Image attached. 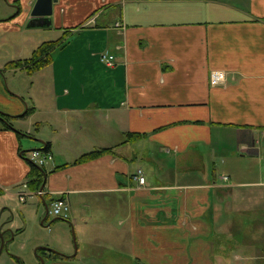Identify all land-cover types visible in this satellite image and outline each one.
<instances>
[{
  "label": "crops",
  "instance_id": "0c3cea01",
  "mask_svg": "<svg viewBox=\"0 0 264 264\" xmlns=\"http://www.w3.org/2000/svg\"><path fill=\"white\" fill-rule=\"evenodd\" d=\"M35 2L0 0V190L48 145L30 196L65 198L76 239L49 264H264V0H55L27 27ZM56 33L47 65L6 67Z\"/></svg>",
  "mask_w": 264,
  "mask_h": 264
},
{
  "label": "rangeland",
  "instance_id": "374dc122",
  "mask_svg": "<svg viewBox=\"0 0 264 264\" xmlns=\"http://www.w3.org/2000/svg\"><path fill=\"white\" fill-rule=\"evenodd\" d=\"M5 9L6 12H9L14 8L8 6ZM15 11L16 7L12 13ZM58 35L56 33L55 36H51L50 40L57 39ZM29 45L25 42L23 50H21L23 58L29 57L31 54ZM16 51L14 57H17L19 48ZM58 52V50L55 51L54 55ZM24 76L22 83L25 87H29L30 77ZM30 153L31 151L26 152L28 158ZM34 200L35 198L31 196L26 197L25 201H21L17 195L0 194V241L3 239L0 264H40L41 262L49 264L50 256L53 254L45 248L48 247L62 253L53 248L54 246H50V241L57 243L61 240L62 226H65V232L69 236L68 240L73 243V251H75L74 227L63 225L67 222L66 219L56 218V215L51 212L45 218L43 204L36 211V205L33 204Z\"/></svg>",
  "mask_w": 264,
  "mask_h": 264
},
{
  "label": "trees",
  "instance_id": "16d2710c",
  "mask_svg": "<svg viewBox=\"0 0 264 264\" xmlns=\"http://www.w3.org/2000/svg\"><path fill=\"white\" fill-rule=\"evenodd\" d=\"M65 43L63 42V38L59 37L55 40H49L44 41L40 43L32 52L31 56L24 59H16L13 61H10L6 63V67L8 68H24L27 72H32L41 69L45 65H47L51 60V51L56 47H63ZM4 115V114H3ZM8 115L4 116V118H1L5 124L11 127V124L9 123ZM6 127V126H5ZM20 134V132L18 133ZM141 137L138 133H129L127 135V138L124 142L133 141L137 138ZM49 147L48 145L43 146V151H48ZM108 149H97L95 151H91L88 153H85L81 155L75 162H84L93 158L98 157L99 155L103 154ZM44 167L37 165L30 161V170L28 173V181L27 186L31 190H37L41 187V184L43 182V176H44ZM0 194H2L0 190ZM53 256L64 259L67 256L54 252L52 253Z\"/></svg>",
  "mask_w": 264,
  "mask_h": 264
},
{
  "label": "built area",
  "instance_id": "2783aa9c",
  "mask_svg": "<svg viewBox=\"0 0 264 264\" xmlns=\"http://www.w3.org/2000/svg\"><path fill=\"white\" fill-rule=\"evenodd\" d=\"M116 28L122 27V23L115 22L114 25ZM100 60L104 62L107 66H113L115 63L114 56L112 54H109L107 51L100 54ZM209 80L211 85L219 84L220 82H223L225 80V72L222 70H211L209 74ZM50 158V156L40 150H33L30 153L29 159L38 164L43 165L44 162ZM224 179L227 177L224 176ZM131 180L136 183L137 186H143L145 184V175L144 171L141 167H138L135 172L131 175ZM24 188V189H23ZM23 188L19 192H17V196L19 200L25 201L27 196L30 195H42L44 193L43 190H35V191H29L27 189V183H23ZM69 210V202L63 198V197H56L50 202V212L54 213L56 216H64L67 217V212Z\"/></svg>",
  "mask_w": 264,
  "mask_h": 264
},
{
  "label": "water",
  "instance_id": "95a60500",
  "mask_svg": "<svg viewBox=\"0 0 264 264\" xmlns=\"http://www.w3.org/2000/svg\"><path fill=\"white\" fill-rule=\"evenodd\" d=\"M52 1L55 0H36L33 9L31 10L30 13V18L28 19L26 26L27 27H33V26H42L43 23H40L42 21H45V19H48V15L51 13V4ZM44 186V181L41 184V189ZM43 206H44V210H45V215L48 214V204L45 200H43ZM76 245V244H75ZM3 246V239H1L0 241V253H1V249ZM47 251H54L48 247L45 248ZM40 264H43V262H41Z\"/></svg>",
  "mask_w": 264,
  "mask_h": 264
},
{
  "label": "flooded vegetation",
  "instance_id": "af4514ba",
  "mask_svg": "<svg viewBox=\"0 0 264 264\" xmlns=\"http://www.w3.org/2000/svg\"><path fill=\"white\" fill-rule=\"evenodd\" d=\"M36 251H37V250H36ZM50 252L54 253V251H50Z\"/></svg>",
  "mask_w": 264,
  "mask_h": 264
}]
</instances>
